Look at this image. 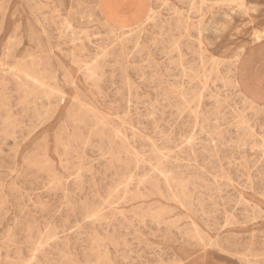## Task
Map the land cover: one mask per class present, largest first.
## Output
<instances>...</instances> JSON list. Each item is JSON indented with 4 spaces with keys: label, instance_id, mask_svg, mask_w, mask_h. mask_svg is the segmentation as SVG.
<instances>
[{
    "label": "rangeland",
    "instance_id": "rangeland-1",
    "mask_svg": "<svg viewBox=\"0 0 264 264\" xmlns=\"http://www.w3.org/2000/svg\"><path fill=\"white\" fill-rule=\"evenodd\" d=\"M142 1L121 45L98 0H0V264H264V109L203 28L245 0Z\"/></svg>",
    "mask_w": 264,
    "mask_h": 264
},
{
    "label": "crops",
    "instance_id": "crops-1",
    "mask_svg": "<svg viewBox=\"0 0 264 264\" xmlns=\"http://www.w3.org/2000/svg\"><path fill=\"white\" fill-rule=\"evenodd\" d=\"M141 1L101 0L99 9L113 26L125 29L143 19ZM245 10L229 7L212 11L203 22L205 44L211 54L224 59L239 55L235 69L238 87L264 106V40L253 43L251 38L255 29L264 28V0H245ZM224 15L225 20L221 19Z\"/></svg>",
    "mask_w": 264,
    "mask_h": 264
},
{
    "label": "bare ground",
    "instance_id": "bare-ground-1",
    "mask_svg": "<svg viewBox=\"0 0 264 264\" xmlns=\"http://www.w3.org/2000/svg\"><path fill=\"white\" fill-rule=\"evenodd\" d=\"M221 2H227V1H231V0H220ZM241 1V0H240ZM100 2H101V0H98V2H97V4H98V10H99V13H100V9H99V7H100ZM142 3L144 4L143 6H142V12L144 13V17H143V19H149V18H151V16H152V9L151 8H149L148 7V5H147V3L146 2H144V1H142ZM238 4H239V2H238ZM213 5V4H212ZM217 4H215V6H216ZM245 7V3H244V5H242L241 4V7ZM3 9V7H2V4H0V11ZM247 13V12H246ZM101 14V13H100ZM101 16H102V18H103V22H104V24L111 30V31H113V32H116V34L114 33V36H115V40L116 41H118L121 45L126 41L125 40V38L123 37V34L124 33H122V32H125L126 30H129L130 32H133V31H139L140 29H141V25H142V22H143V19L139 22V23H137V24H135L134 26H130V27H126L125 29L124 28H118V27H115V26H113L110 22H108L104 17H103V15L101 14ZM180 17H182V16H180ZM225 18H226V15L224 16ZM178 18V17H177ZM164 20V19H163ZM148 21V20H147ZM188 21V20H187ZM150 22H153L152 20H150ZM182 23V22H181ZM70 26V25H69ZM71 27V26H70ZM255 27V26H254ZM62 28V27H61ZM69 28V27H68ZM71 29V28H70ZM117 31L120 33L119 35H117ZM62 32V31H61ZM199 34V33H198ZM262 36H264V28H262V30H259V29H255L254 31H253V33H252V35H251V38L256 42V43H258L259 42V40H260V38H262ZM107 41V40H106ZM6 54L4 53L3 54V56L0 58V67H2L3 65H4V60H5V58H6ZM30 56V55H29ZM75 57V56H74ZM103 57H104V54H103ZM31 60V59H30ZM18 61H20V62H18L16 65H14V67H12L13 69H14V71L18 74V75H22L25 79L26 78H34V76H35V71H34V69L31 67V64H30V66L29 65H27V64H23V63H21L22 61H23V59H18ZM238 61V60H237ZM214 63V62H213ZM79 65H81V63L79 64ZM88 66V65H87ZM89 67V66H88ZM236 69V68H235ZM91 71V70H90ZM1 72H3V68H0V74H1ZM88 73H89V71H87ZM92 72V71H91ZM89 75H91L92 76V73H89ZM89 75H88V77H89ZM52 79V78H51ZM89 79V78H88ZM31 80V79H30ZM35 80H37V79H35ZM34 80V81H35ZM52 81H54V82H56L55 80H52ZM88 81V80H87ZM3 83V81H0V84H2ZM37 83V82H36ZM39 84V83H38ZM236 86L238 87V83H237V80H236ZM57 89V88H56ZM238 91H239V93H240V95H242V97L244 98V101L246 102V103H249L251 106H253V107H257V108H260V109H264V106H262V105H258L257 103H255L254 101H252L249 97H246L241 91H240V89H239V87H238ZM30 96V95H29ZM209 96V95H208ZM7 110V109H6ZM82 110V109H81ZM69 113H68V115L70 116V117H72V119H73V117H75L76 116V113L75 112H72V111H68ZM80 112V111H79ZM67 121V120H66ZM73 122V121H72ZM76 122H78V121H76ZM74 123V122H73ZM75 125V124H74ZM108 125V124H107ZM79 131V130H78ZM119 132V131H118ZM117 134V133H116ZM115 138H116V136H115ZM83 139V138H82ZM75 141V140H74ZM79 141V140H78ZM77 141V142H78ZM68 142V141H67ZM127 142V141H126ZM113 145V144H112ZM67 149V148H66ZM264 151V150H263ZM44 152L46 153V155H48V153H49V145L47 146H45L44 147ZM47 160H48V162L49 163H51L52 162V159H51V157H47ZM82 162V161H81ZM162 165V164H161ZM56 171V170H55ZM54 176H55V174H54ZM129 178V177H128ZM59 183V182H58ZM49 185V184H48ZM116 192V191H115ZM117 192H118V190H117ZM117 192L115 193V194H117ZM110 196V195H109ZM142 197V196H141ZM99 212V211H98ZM162 212H163V208H159V210H157V211H155L154 213H152L151 214V217H153L154 219H156V220H163L164 218H163V216H162ZM99 214V213H98ZM94 215H96V214H94L93 213V215H92V217H95ZM100 215V214H99ZM104 217V216H103ZM92 219V218H91ZM25 234V233H24ZM42 237V236H41ZM49 239V238H48ZM56 239V238H55ZM52 240V239H51ZM32 241V240H31ZM36 243V242H35ZM47 244V243H46ZM32 246V245H31ZM60 246H61V244H60ZM56 247V246H55ZM39 249H40V247H39ZM29 253H30V251H29ZM186 255V254H185ZM33 258V257H32Z\"/></svg>",
    "mask_w": 264,
    "mask_h": 264
}]
</instances>
